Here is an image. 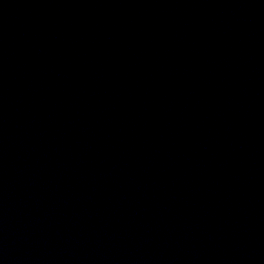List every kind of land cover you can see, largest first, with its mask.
<instances>
[{
    "label": "water",
    "instance_id": "obj_1",
    "mask_svg": "<svg viewBox=\"0 0 264 264\" xmlns=\"http://www.w3.org/2000/svg\"><path fill=\"white\" fill-rule=\"evenodd\" d=\"M0 264H264V0H0Z\"/></svg>",
    "mask_w": 264,
    "mask_h": 264
}]
</instances>
